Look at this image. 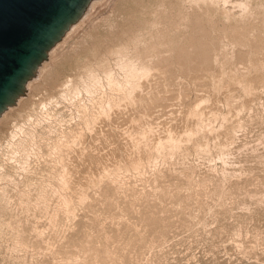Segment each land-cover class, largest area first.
I'll return each mask as SVG.
<instances>
[{"label":"rangeland","instance_id":"obj_1","mask_svg":"<svg viewBox=\"0 0 264 264\" xmlns=\"http://www.w3.org/2000/svg\"><path fill=\"white\" fill-rule=\"evenodd\" d=\"M83 15L0 125V264H264V0Z\"/></svg>","mask_w":264,"mask_h":264},{"label":"water","instance_id":"obj_2","mask_svg":"<svg viewBox=\"0 0 264 264\" xmlns=\"http://www.w3.org/2000/svg\"><path fill=\"white\" fill-rule=\"evenodd\" d=\"M89 0H0V114L24 92L48 51Z\"/></svg>","mask_w":264,"mask_h":264},{"label":"bare ground","instance_id":"obj_3","mask_svg":"<svg viewBox=\"0 0 264 264\" xmlns=\"http://www.w3.org/2000/svg\"><path fill=\"white\" fill-rule=\"evenodd\" d=\"M201 1V0H200ZM95 4V3H94ZM91 9V8H90ZM91 12V11H90ZM84 16L85 15H83V16H81L76 22H74L72 25H70V27L68 28V30L65 32V34L63 35V37L60 39V41H58L49 51H48V53H47V57H46V59L45 60H43L39 65H38V67H37V69H36V71H35V73H34V75L31 77V79H29L28 81H27V83H26V85H25V88H24V92L16 99V101H15V103H14V105H11V106H8L1 114H0V125L2 124V125H5V124H7L10 120H13V119H11V118H13L12 116L14 115V113H16L17 111H15V110H17L21 105H23L22 104V102H23V100H24V97H25V95H26V91L28 90V88L29 87H31L30 85L31 84H33V82L35 81V79L37 78V77H39V75H41L44 71H45V68H46V65H47V62H48V60H51L50 58L52 57V55L55 53V51L56 50H58V48H59V46H62V44L65 42V39L67 38V37H69V35H71L72 34V32H74V30L77 28V26L80 24V22L83 20V18H84ZM174 24V23H173ZM83 35V34H82ZM139 39V38H138ZM74 40V39H73ZM134 40V39H133ZM132 40V41H133ZM135 40H137L136 38H135ZM138 42V41H137ZM130 43V42H129ZM132 44V43H131ZM133 44H134V42H133ZM137 44V43H136ZM66 45V44H65ZM129 45V44H128ZM124 46H127V45H124ZM130 46V45H129ZM131 46H133V45H131ZM134 46H136V45H134ZM122 48V47H121ZM121 48H120V50H121ZM124 48V47H123ZM127 49H129V48H127ZM119 50V51H120ZM123 51H124V49H122ZM119 51H117V52H119ZM122 51V52H123ZM122 52H119V53H121V54H123ZM60 53V52H59ZM115 53V52H114ZM127 53H128V51H127ZM125 54H126V52H125ZM136 54V53H135ZM115 55V54H114ZM120 55V54H119ZM137 55H138V53H137ZM136 55V56H137ZM124 56V55H123ZM135 56V55H134ZM139 56V55H138ZM120 57H122V56H120ZM119 57V58H120ZM140 57V56H139ZM134 58H136L137 59V57H133V60H134ZM124 59V58H123ZM132 59H131V61H133ZM140 60V59H139ZM130 60H126V61H124V62H122L119 66H120V68L125 72V74H127V76H128V79L130 78V82H133L134 83V86H135V84H136V82H135V78H138L139 77V75L141 76V75H144V77L145 76H147V74H149L148 72H147V70L149 69L148 68V66H146V63H145V65L144 64H138L137 66H136V63H135V65L131 62ZM135 61V60H134ZM138 61V60H137ZM141 63V62H140ZM148 65V64H147ZM108 69V68H107ZM107 69L105 70V75H106V78H107V80H108V82H109V84L111 85L112 84V76H111V74H110V70H108L107 71ZM149 71H150V69H149ZM152 71V70H151ZM102 72V71H101ZM147 72V73H146ZM145 73H146V75H145ZM42 76V75H41ZM43 76H44V74H43ZM86 76V75H85ZM138 76V77H137ZM87 77H89V79L91 80V81H95L96 80V76H95V74L94 73H92V72H88V76ZM99 77V76H98ZM105 77V76H104ZM149 77V76H148ZM124 78V77H123ZM142 78V77H141ZM38 79V78H37ZM84 79V78H83ZM86 79V78H85ZM127 79V80H128ZM67 80V79H66ZM82 80V79H81ZM88 81V80H87ZM114 82V81H113ZM250 82V81H249ZM83 83V82H82ZM104 83V82H103ZM107 83V82H106ZM115 83V82H114ZM132 83V84H133ZM37 84V83H36ZM62 84V83H61ZM63 84H65V83H63ZM138 84V83H137ZM141 84V83H140ZM73 84H71V86H72ZM93 85H94V83H93ZM113 85V84H112ZM117 85V84H116ZM69 86V85H68ZM91 86V85H90ZM114 86V85H113ZM130 86V85H129ZM33 87H34V84H33ZM73 87V86H72ZM76 87V86H75ZM74 87V88H75ZM88 87V86H87ZM136 87H137V85H136ZM130 89V88H129ZM135 89V88H134ZM69 90V89H68ZM65 91V90H64ZM75 91V90H74ZM73 91V92H74ZM250 91V90H249ZM90 92V91H89ZM25 93V94H24ZM64 93H66V92H64ZM28 94V93H27ZM62 94V93H61ZM128 94V93H127ZM30 96V95H29ZM31 97V96H30ZM29 103V102H28ZM42 104V103H41ZM45 104V103H44ZM46 106V105H45ZM44 106V107H45ZM32 107V106H31ZM34 107V106H33ZM39 107V106H38ZM25 108H27V107H25ZM24 108V109H25ZM28 110H29V108H27ZM26 109V110H27ZM31 109V108H30ZM22 110V109H21ZM24 111V110H23ZM20 112V111H19ZM25 112V111H24ZM24 112H21V115L24 113ZM195 112V111H194ZM193 112V113H194ZM198 112H199V110H198ZM18 113V112H17ZM27 113V112H26ZM197 113V112H196ZM28 114V113H27ZM17 115V114H16ZM24 115V114H23ZM25 117V115L24 116H22L21 117V119L22 118H24ZM28 117V116H27ZM17 118L18 119H20V116L18 117L17 116ZM14 121H16V118L14 119ZM11 122V121H10ZM19 122V121H18ZM17 122V123H18ZM24 123V122H23ZM198 124V123H197ZM1 125V126H2ZM12 125H14V124H12ZM11 125V126H12ZM15 125H16V123H15ZM19 125V124H18ZM18 125H17V127H18ZM22 125V124H21ZM11 126H10V128H11ZM5 128H8V127H5ZM20 128V127H19ZM13 129L15 130L16 129V127L14 126L13 127ZM153 129V128H152ZM151 129V130H152ZM191 129V128H190ZM9 130H11V129H8L7 131L9 132ZM14 130H11V134L10 135H13L14 136ZM17 130V129H16ZM20 131V130H19ZM23 130H22V128H21V131L20 132H22ZM191 131V130H190ZM233 131V130H232ZM19 132V133H20ZM7 133V132H6ZM191 133V132H190ZM227 133V132H226ZM8 134V133H7ZM10 135H8L9 136V139H10ZM16 135V134H15ZM188 135H189V133H188ZM232 135V134H231ZM7 136V137H8ZM18 136V135H17ZM17 136H15V137H17ZM5 137V136H4ZM12 137V136H11ZM20 137V136H19ZM13 138V137H12ZM18 138V137H17ZM15 139V141L17 140L16 138H13V140ZM146 139V138H145ZM154 139V138H153ZM176 139V138H175ZM2 140V139H1ZM170 140V139H169ZM10 141H12V139H10L9 140V143H12V142H10ZM19 141V140H18ZM135 141V140H134ZM7 142H8V140H7ZM182 142H183V140H182ZM13 143H14V141H13ZM16 143H18V142H16ZM139 143V142H138ZM19 144H20V141H19ZM18 144V145H19ZM14 145H15V143H14ZM11 146V145H10ZM153 146H154V144H153ZM204 146V145H203ZM150 147H152V146H150ZM154 148V147H153ZM177 148V147H176ZM151 149V148H150ZM149 148H148V150H150ZM197 149V148H196ZM150 154V153H149ZM149 154H147V155H149ZM146 156V155H145ZM134 162V161H133ZM132 162V163H133ZM138 163H134L133 164V166L134 165H137ZM130 165H132V164H130ZM63 180V179H62ZM70 180V179H69ZM64 181H65V179H64ZM67 182H68V180H67ZM65 184V183H64ZM63 184V185H64ZM70 186V185H69ZM67 199V198H66ZM66 202V201H65ZM68 203V202H67Z\"/></svg>","mask_w":264,"mask_h":264}]
</instances>
